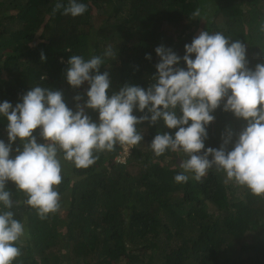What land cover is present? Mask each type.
<instances>
[{
  "label": "trees",
  "instance_id": "1",
  "mask_svg": "<svg viewBox=\"0 0 264 264\" xmlns=\"http://www.w3.org/2000/svg\"><path fill=\"white\" fill-rule=\"evenodd\" d=\"M81 2L85 13L72 17L62 8L53 11L57 0H0V101L15 105L39 85L60 90L75 109L73 97L88 84L73 88L67 83L71 55L102 56L109 94L125 83L147 88L159 61L155 47L183 56L184 45L203 30L243 42L249 68L264 63V0ZM61 3L66 6V0ZM109 46L116 56H103ZM180 65L185 66L182 60ZM86 111L98 118L96 111ZM134 114L142 115L135 109ZM213 115L206 147H219L226 128L238 132L244 123L222 105ZM6 123L0 117L5 142ZM137 128L143 140L125 161L117 159L123 154L119 144L95 153L86 168L75 167L58 151L62 179L54 187L60 207L43 218L13 182L5 185L13 205H0V211H11L25 233L13 264H264V196L253 195L215 167L199 181L184 173L188 180L176 182L186 157L172 151L155 156L148 146L157 132L175 129L162 119ZM18 146L19 139L13 149Z\"/></svg>",
  "mask_w": 264,
  "mask_h": 264
},
{
  "label": "clouds",
  "instance_id": "2",
  "mask_svg": "<svg viewBox=\"0 0 264 264\" xmlns=\"http://www.w3.org/2000/svg\"><path fill=\"white\" fill-rule=\"evenodd\" d=\"M61 8L63 14L76 17L85 13L87 5L66 0L65 6L57 0L53 11ZM184 49L180 56L170 47H155L159 61L153 83L147 88L125 83L111 94L109 73L100 71L105 64L102 56L71 55L64 73L67 83L73 88L88 84L83 94L73 97L75 109L60 90L39 85L23 93L15 105L0 101L8 137L7 142L0 139V205L12 207L5 185L13 182L41 218L57 211L59 194L54 186L62 179L58 151L75 167L86 168L97 158L95 153L112 151L117 144L131 152L143 140L137 126L161 119L175 131L157 132L148 146L155 156L172 151L186 157L180 161L184 171L174 176L176 182L188 180L184 173L199 181L215 167L253 195L264 196V63L249 68L245 44L221 32L200 31ZM113 55L111 46L103 53ZM145 58L151 59L150 54ZM221 105L243 126L238 132L226 128L219 147H206L207 126ZM87 109L96 111L98 118L93 120ZM134 109L142 115L134 114ZM17 139L20 146L13 149ZM23 235L24 226L13 213L0 211V264H13L21 255L17 243Z\"/></svg>",
  "mask_w": 264,
  "mask_h": 264
},
{
  "label": "rangeland",
  "instance_id": "3",
  "mask_svg": "<svg viewBox=\"0 0 264 264\" xmlns=\"http://www.w3.org/2000/svg\"><path fill=\"white\" fill-rule=\"evenodd\" d=\"M123 148H124V147H123ZM129 152H130V150H127L126 148H124V150H123V154L120 155V156H118L117 159H118V160H122V161L125 160V157H126V155L129 154ZM23 236H25V233H24ZM22 238H24V237H22Z\"/></svg>",
  "mask_w": 264,
  "mask_h": 264
}]
</instances>
